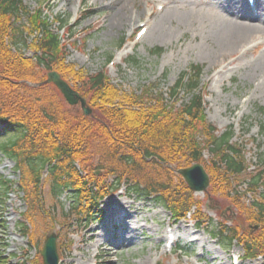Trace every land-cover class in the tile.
Wrapping results in <instances>:
<instances>
[{"label": "rangeland", "instance_id": "1", "mask_svg": "<svg viewBox=\"0 0 264 264\" xmlns=\"http://www.w3.org/2000/svg\"><path fill=\"white\" fill-rule=\"evenodd\" d=\"M205 1L23 0L24 14L41 13L58 33L66 46V63L83 75L102 72L125 94L163 99L177 109L188 98L184 93L172 98L170 88L190 66L200 67L198 92L203 98V115L190 122L192 128L186 142L194 141L197 163L212 174L219 158L208 150L210 129L221 135L232 128V145L241 152L246 171L222 179L227 185L214 181L205 192L192 193L182 186L176 171L194 162L165 164L145 175L151 181L159 172L163 177L160 183L168 184L170 196L179 203L185 201L189 213L183 219L169 204H157L144 197L138 200L136 194L130 193L133 185L124 184L119 191L122 195L117 193L100 201L94 219L81 220L69 204L71 190L54 196L45 172L37 189L27 179L22 183L15 162L4 157L0 149V182H10L7 195L2 196L4 191L0 190V255L8 264H42L41 250L50 234L56 235L59 264H234L236 258L240 259L238 264H264L262 253L258 252L264 251L258 241L264 236V215L256 210L257 206L264 207V181L258 189L244 185L252 174L264 171L260 166L264 159V113L259 111H264V78L252 67V62L264 52V45L259 38L249 42L235 64H229L226 56L212 62L206 54L213 47L206 42L204 25L196 19L181 23L177 15L197 9ZM170 10L175 13L167 25L169 35L157 39L149 24L153 23L152 15ZM30 24L24 15L15 26L29 29ZM140 28L146 33L137 39ZM155 49L162 53L156 55ZM243 52L247 53L242 55ZM25 56L33 55L27 49ZM130 58H135L137 64H132ZM52 91L48 88V93ZM64 106L71 113L81 112L79 104L70 107L64 101ZM4 127L0 125V130ZM11 137L0 139V144ZM93 173L90 178L100 182L103 193L116 184L110 173L95 168ZM133 174L129 173V180L135 178L144 183L136 172ZM80 175L85 176L83 172ZM261 178L264 180V174ZM112 202L118 206L110 209ZM108 207L112 215L123 208V222L128 228L103 225L99 212L111 216ZM97 232L105 236L100 242L95 237ZM222 232L229 233L225 240L235 238L224 248L219 246ZM125 235L134 239L116 240V236L123 239ZM257 243L255 258H243L255 253ZM249 246L251 251L247 252Z\"/></svg>", "mask_w": 264, "mask_h": 264}, {"label": "trees", "instance_id": "2", "mask_svg": "<svg viewBox=\"0 0 264 264\" xmlns=\"http://www.w3.org/2000/svg\"><path fill=\"white\" fill-rule=\"evenodd\" d=\"M24 15L31 23L29 29L15 26ZM29 15L24 14L23 0H0V125L5 126L0 139L12 136L1 142L0 149L4 157L15 162L22 183L27 179L37 189L42 173L46 171L54 196L71 190L70 206L77 210L75 215L87 219L95 217L97 202L107 193L103 194L98 180L90 178L95 168L112 174L117 179L116 188L121 179H125L133 185L138 196H153L157 204H169L179 217H184L188 212L185 201L179 203L170 196L168 184L160 183L163 178L160 173H155L151 181L145 174L151 175L155 168L181 160L199 161L197 145L194 141H186L192 128L190 122L203 115L202 97L198 92L200 67L190 66L170 88L172 98L179 93L188 98L179 108L173 109L172 103H165L163 99L125 94L102 72L93 75L78 72L66 63V46L43 15ZM27 49L32 52L30 58L25 56ZM153 52L159 56L162 50ZM130 61L137 64L135 58ZM51 71L73 85L92 110L90 115L71 113L66 109L58 91L45 84L46 74ZM48 88L53 91L48 93ZM210 130L208 150L219 158L213 173L208 172L212 185L228 176L243 174L246 167L241 152L231 143V129L220 136H213L215 130ZM261 166H264V159ZM80 172L85 176L81 177ZM135 172L144 183L132 176L134 180H129V173ZM263 174L252 175L247 185L257 187L264 181ZM179 180L186 189L184 182ZM90 182L97 186V192L92 190ZM9 185L6 180L0 182V190L4 191L2 196L7 195ZM234 197L239 196L235 194ZM256 210L264 215L262 205ZM224 229L229 232L231 228ZM227 234L220 238L222 247L235 240L233 236L225 240ZM263 239L264 236L257 239L259 247H264L261 245ZM258 243L253 248L255 253ZM250 251L249 246L247 252ZM0 264H8L2 255Z\"/></svg>", "mask_w": 264, "mask_h": 264}, {"label": "bare ground", "instance_id": "3", "mask_svg": "<svg viewBox=\"0 0 264 264\" xmlns=\"http://www.w3.org/2000/svg\"><path fill=\"white\" fill-rule=\"evenodd\" d=\"M237 4L242 8L239 9ZM203 8L206 9L202 10ZM174 13V11L170 10L163 14L152 15L153 23L151 24L150 22L149 24L152 25L154 36L157 39H163L169 35L167 25L173 20ZM177 15L181 23H187L190 19H196L201 25H204V28H206V42H210L209 44L213 47L211 50H207L206 54L212 62L226 56L227 60L229 59V64H235L238 60V55L249 42L259 38L261 39V44L264 45V0H255L253 6L244 5L242 0H206L203 6ZM135 19H137V16ZM246 53L243 52L242 55ZM252 67L255 72L264 78V52L252 62ZM114 202L110 204V209L118 206ZM109 207L107 210L108 215H112L109 214ZM122 209L119 207L116 210L118 211L117 214L121 213ZM103 225H106V222H103ZM126 227L128 228L126 221L118 226V228ZM97 233L95 237L100 242L105 236L99 234V232ZM132 239L134 237L128 235L125 238L123 237V239L120 236H116V240H120L121 242Z\"/></svg>", "mask_w": 264, "mask_h": 264}, {"label": "water", "instance_id": "4", "mask_svg": "<svg viewBox=\"0 0 264 264\" xmlns=\"http://www.w3.org/2000/svg\"><path fill=\"white\" fill-rule=\"evenodd\" d=\"M46 83L53 84L69 106H76L79 104L85 116L91 113L90 109L86 107V101L81 98L77 92L72 90L56 72L47 74ZM178 174L192 192H204L209 185L208 176L203 167L199 164H193L189 168L180 170ZM41 257L43 264H58L55 234H50L45 238Z\"/></svg>", "mask_w": 264, "mask_h": 264}]
</instances>
